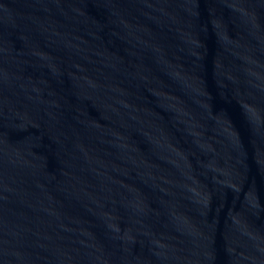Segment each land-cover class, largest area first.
I'll list each match as a JSON object with an SVG mask.
<instances>
[{
    "label": "water",
    "instance_id": "water-1",
    "mask_svg": "<svg viewBox=\"0 0 264 264\" xmlns=\"http://www.w3.org/2000/svg\"><path fill=\"white\" fill-rule=\"evenodd\" d=\"M0 264H264V0H0Z\"/></svg>",
    "mask_w": 264,
    "mask_h": 264
}]
</instances>
